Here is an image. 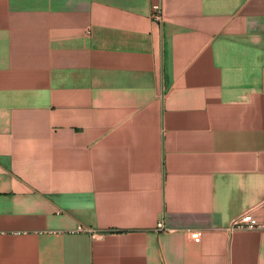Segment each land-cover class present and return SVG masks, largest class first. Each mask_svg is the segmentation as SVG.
Listing matches in <instances>:
<instances>
[{"label":"crops","instance_id":"crops-1","mask_svg":"<svg viewBox=\"0 0 264 264\" xmlns=\"http://www.w3.org/2000/svg\"><path fill=\"white\" fill-rule=\"evenodd\" d=\"M246 212L264 0H0V264H264Z\"/></svg>","mask_w":264,"mask_h":264},{"label":"built area","instance_id":"built-area-1","mask_svg":"<svg viewBox=\"0 0 264 264\" xmlns=\"http://www.w3.org/2000/svg\"><path fill=\"white\" fill-rule=\"evenodd\" d=\"M151 17L155 21L161 22L162 7L160 4H153L151 6ZM157 229L159 230L165 229L162 220L157 224ZM231 229L232 230H264V223L258 221L252 212H246L232 222ZM77 230L88 231L91 233L92 236L95 235V232L91 229L79 227ZM190 237L194 242L198 243L200 241L201 234L199 231L195 230L190 233Z\"/></svg>","mask_w":264,"mask_h":264}]
</instances>
